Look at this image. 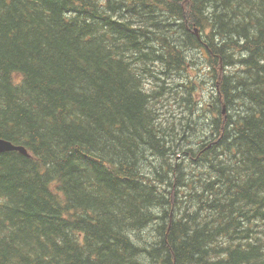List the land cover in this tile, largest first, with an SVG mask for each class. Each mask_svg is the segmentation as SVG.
<instances>
[{"label": "trees", "instance_id": "16d2710c", "mask_svg": "<svg viewBox=\"0 0 264 264\" xmlns=\"http://www.w3.org/2000/svg\"><path fill=\"white\" fill-rule=\"evenodd\" d=\"M0 138V264H264V0H0Z\"/></svg>", "mask_w": 264, "mask_h": 264}, {"label": "rangeland", "instance_id": "374dc122", "mask_svg": "<svg viewBox=\"0 0 264 264\" xmlns=\"http://www.w3.org/2000/svg\"><path fill=\"white\" fill-rule=\"evenodd\" d=\"M205 70L207 67L200 63V65H191L186 72V77L191 79L196 86L191 102H187L186 94H183L178 87V84L183 82L179 75H174L166 80L169 87L162 91L163 95L158 109L171 128L176 124L175 132H182L186 125L192 126V128L197 126L196 130H199L203 122L205 116L203 107L211 104L214 93V83L205 76ZM148 85L151 88L150 92L158 90L156 83H148ZM191 131L190 129L187 133L190 134Z\"/></svg>", "mask_w": 264, "mask_h": 264}, {"label": "water", "instance_id": "95a60500", "mask_svg": "<svg viewBox=\"0 0 264 264\" xmlns=\"http://www.w3.org/2000/svg\"><path fill=\"white\" fill-rule=\"evenodd\" d=\"M6 152H20L23 155L26 156L29 155L25 147L14 145L9 141L0 138V153H6Z\"/></svg>", "mask_w": 264, "mask_h": 264}, {"label": "bare ground", "instance_id": "6f19581e", "mask_svg": "<svg viewBox=\"0 0 264 264\" xmlns=\"http://www.w3.org/2000/svg\"><path fill=\"white\" fill-rule=\"evenodd\" d=\"M166 260V259H165Z\"/></svg>", "mask_w": 264, "mask_h": 264}]
</instances>
